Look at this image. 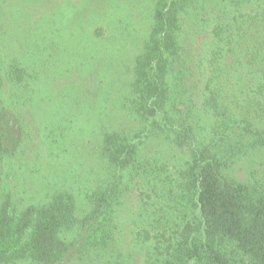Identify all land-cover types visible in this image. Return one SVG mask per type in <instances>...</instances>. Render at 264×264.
<instances>
[{"label": "trees", "instance_id": "trees-1", "mask_svg": "<svg viewBox=\"0 0 264 264\" xmlns=\"http://www.w3.org/2000/svg\"><path fill=\"white\" fill-rule=\"evenodd\" d=\"M153 10L152 33L137 58L134 114L142 130H166L188 162L167 175L155 157L145 177L137 178L146 136L109 131L102 139L112 175L137 186L147 194L145 204L154 206L137 232L139 240L150 241L142 264H264V0H156ZM192 16L212 34L204 48L193 34L190 45L180 42ZM181 49L187 54L177 58ZM14 58L9 62L0 44V262L55 264L67 249V231L109 242L121 217L107 212L109 189L88 196L80 218L63 214L61 190L45 201L14 196L12 175L23 169L40 177L34 166L50 161L40 151L49 124L34 109L43 100L34 93L40 69ZM174 63L185 65L192 89L178 103L169 74ZM246 89L251 99L241 101ZM18 93L28 94L29 102L13 105ZM203 115L211 122L200 127ZM146 188L158 195L153 204Z\"/></svg>", "mask_w": 264, "mask_h": 264}, {"label": "rangeland", "instance_id": "rangeland-1", "mask_svg": "<svg viewBox=\"0 0 264 264\" xmlns=\"http://www.w3.org/2000/svg\"><path fill=\"white\" fill-rule=\"evenodd\" d=\"M155 1L0 0V44L9 62L15 57L22 64L39 67L34 93L43 100L34 109L49 124L40 151L43 156L50 154V161L34 166L41 169L40 177L34 170L23 169L16 178L12 175L14 196L45 201L53 190H61L63 214L80 218L89 207L88 196L109 189L107 212L111 218L121 217L109 242V237L99 241L89 232L77 236L75 230L67 231V249L55 264H118L123 259L126 264H142L148 256L150 241L139 240L137 232L149 222L154 206L145 204L141 198L146 199L147 194L137 186H127L112 175L115 168L106 160L104 133L120 131L129 136L139 130L146 136L140 143L143 154L137 162V178L145 177V170L150 171L148 161L153 162L155 157H159L160 171L167 175L188 162V154L177 144H170L173 137L166 130L154 125L143 126L142 130L134 114L137 58L152 33ZM186 24L188 30L183 32L187 34L182 33L180 38L183 45L196 41L204 48L210 43L212 34L199 16L188 18ZM190 34L195 35L193 41ZM182 53L186 52L181 49L176 57ZM196 53L198 50L192 52ZM237 69L242 74L245 71L243 64ZM188 73L185 65H172L169 74L177 103L192 91L186 81ZM245 86L240 80L241 90ZM250 99L246 89L240 100ZM29 100L28 94L18 93L10 102L15 105ZM197 120L200 127L211 122L205 115ZM10 143L7 135L4 144ZM163 161L167 162L164 168ZM145 191L152 192L148 188ZM153 194L152 204L158 196ZM0 264L30 263L16 259Z\"/></svg>", "mask_w": 264, "mask_h": 264}]
</instances>
